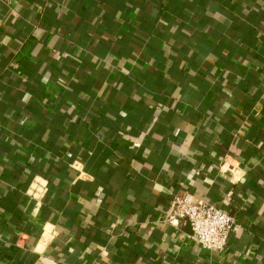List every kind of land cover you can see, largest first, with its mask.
<instances>
[{
    "label": "crops",
    "instance_id": "crops-1",
    "mask_svg": "<svg viewBox=\"0 0 264 264\" xmlns=\"http://www.w3.org/2000/svg\"><path fill=\"white\" fill-rule=\"evenodd\" d=\"M0 264H264V0H0Z\"/></svg>",
    "mask_w": 264,
    "mask_h": 264
},
{
    "label": "built area",
    "instance_id": "built-area-1",
    "mask_svg": "<svg viewBox=\"0 0 264 264\" xmlns=\"http://www.w3.org/2000/svg\"><path fill=\"white\" fill-rule=\"evenodd\" d=\"M227 165L231 171L236 169V166L229 165L226 159L223 160L222 166ZM166 220L173 226L187 220L191 227L189 238L206 250L220 253L229 249L236 227V217L232 212L223 210L190 192L177 193L169 198Z\"/></svg>",
    "mask_w": 264,
    "mask_h": 264
}]
</instances>
